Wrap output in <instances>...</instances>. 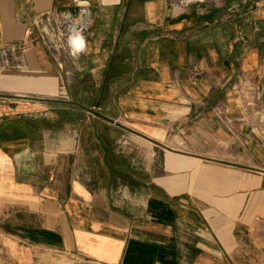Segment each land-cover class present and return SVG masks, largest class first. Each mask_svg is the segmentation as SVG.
Segmentation results:
<instances>
[{
  "label": "crops",
  "instance_id": "crops-1",
  "mask_svg": "<svg viewBox=\"0 0 264 264\" xmlns=\"http://www.w3.org/2000/svg\"><path fill=\"white\" fill-rule=\"evenodd\" d=\"M87 1L0 0V264H264V0Z\"/></svg>",
  "mask_w": 264,
  "mask_h": 264
},
{
  "label": "built area",
  "instance_id": "built-area-1",
  "mask_svg": "<svg viewBox=\"0 0 264 264\" xmlns=\"http://www.w3.org/2000/svg\"><path fill=\"white\" fill-rule=\"evenodd\" d=\"M75 2L78 7L76 11L63 9L35 17V24L42 34L46 47L58 60L65 50L70 49L69 39L74 35V31H80L83 35L92 31L95 14L90 3L87 0ZM10 49L16 51L19 48L13 45ZM252 89L251 96L254 94L255 98L259 97V85L255 84Z\"/></svg>",
  "mask_w": 264,
  "mask_h": 264
},
{
  "label": "clouds",
  "instance_id": "clouds-1",
  "mask_svg": "<svg viewBox=\"0 0 264 264\" xmlns=\"http://www.w3.org/2000/svg\"><path fill=\"white\" fill-rule=\"evenodd\" d=\"M76 40H77V42H78V47L75 49V51L73 52V55H75L76 54V52H78V51H82V49H83V38L82 37H76ZM69 43L71 44L72 43V41H69Z\"/></svg>",
  "mask_w": 264,
  "mask_h": 264
},
{
  "label": "rangeland",
  "instance_id": "rangeland-1",
  "mask_svg": "<svg viewBox=\"0 0 264 264\" xmlns=\"http://www.w3.org/2000/svg\"><path fill=\"white\" fill-rule=\"evenodd\" d=\"M262 116H263V119H264V112H263Z\"/></svg>",
  "mask_w": 264,
  "mask_h": 264
}]
</instances>
